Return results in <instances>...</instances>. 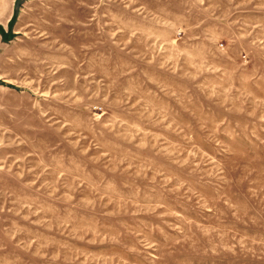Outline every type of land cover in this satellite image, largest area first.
I'll return each mask as SVG.
<instances>
[{
  "label": "rangeland",
  "instance_id": "rangeland-1",
  "mask_svg": "<svg viewBox=\"0 0 264 264\" xmlns=\"http://www.w3.org/2000/svg\"><path fill=\"white\" fill-rule=\"evenodd\" d=\"M0 29V264H264V0H0Z\"/></svg>",
  "mask_w": 264,
  "mask_h": 264
},
{
  "label": "trees",
  "instance_id": "trees-1",
  "mask_svg": "<svg viewBox=\"0 0 264 264\" xmlns=\"http://www.w3.org/2000/svg\"><path fill=\"white\" fill-rule=\"evenodd\" d=\"M14 14H15V13H14ZM14 14H13V16H14ZM13 16H12V17H13ZM10 22H11V21H10ZM10 22H9V25H8V26H10ZM0 32H1V29H0ZM1 34H2V33H1ZM2 35H3V34H2Z\"/></svg>",
  "mask_w": 264,
  "mask_h": 264
}]
</instances>
